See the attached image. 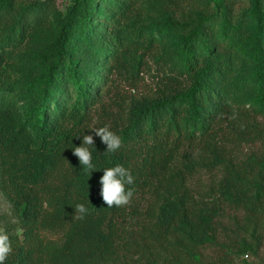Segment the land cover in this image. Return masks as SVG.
<instances>
[{
  "label": "trees",
  "instance_id": "obj_1",
  "mask_svg": "<svg viewBox=\"0 0 264 264\" xmlns=\"http://www.w3.org/2000/svg\"><path fill=\"white\" fill-rule=\"evenodd\" d=\"M245 3L240 20V0H0L4 264H232L255 254L264 0ZM106 125L122 140L115 152L94 135ZM84 135L94 139L90 175L73 154ZM116 165L134 177L124 207L100 194L103 169ZM80 203L89 213L74 219Z\"/></svg>",
  "mask_w": 264,
  "mask_h": 264
},
{
  "label": "clouds",
  "instance_id": "obj_2",
  "mask_svg": "<svg viewBox=\"0 0 264 264\" xmlns=\"http://www.w3.org/2000/svg\"><path fill=\"white\" fill-rule=\"evenodd\" d=\"M94 135L99 136L104 144L107 145V152H115L122 145L121 138L112 132L109 126L93 129ZM85 145H94L93 135H84L82 145L73 149V154L78 157L80 165L88 170L90 175L95 166L92 164V154ZM134 183V177L129 169L122 165L103 169V175L100 178L101 196L103 202L108 207H124L131 203L134 191L131 188L126 189V185ZM89 213L85 204L80 203L75 206L74 219H84ZM11 241L9 235L0 230V264H4L8 255L11 253Z\"/></svg>",
  "mask_w": 264,
  "mask_h": 264
},
{
  "label": "rangeland",
  "instance_id": "obj_3",
  "mask_svg": "<svg viewBox=\"0 0 264 264\" xmlns=\"http://www.w3.org/2000/svg\"><path fill=\"white\" fill-rule=\"evenodd\" d=\"M67 1L68 0H56L59 8H63V6L67 3ZM240 1H241L240 20H245L247 19V12H246L247 4L245 3V0H240ZM200 2L204 5L205 0H200ZM208 10H210V6L205 7V11ZM164 39L167 41L168 45H174L177 43L175 38H173L171 35L165 36ZM195 177H197L199 180L205 181L207 175L203 173H198L195 175ZM1 214L9 215V204L0 191V215ZM242 260H244L247 264H264V240L261 242L255 254L246 253L233 257L232 264H242Z\"/></svg>",
  "mask_w": 264,
  "mask_h": 264
}]
</instances>
